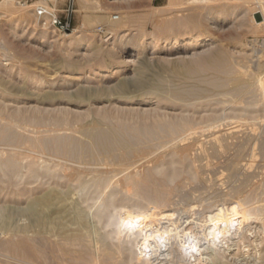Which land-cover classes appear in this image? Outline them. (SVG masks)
<instances>
[{"label": "rangeland", "instance_id": "obj_1", "mask_svg": "<svg viewBox=\"0 0 264 264\" xmlns=\"http://www.w3.org/2000/svg\"><path fill=\"white\" fill-rule=\"evenodd\" d=\"M193 1L76 0L75 31H61L37 12L38 5L53 1L0 0V121L26 135L56 129L83 142H91L85 127L108 128L98 106L131 118L150 108L153 115H188L195 121L180 140L155 138L124 160L107 154L74 160L26 137L0 140V161L13 157L20 168L17 174L0 171V264H124L117 239H104L105 218L92 209L111 194L123 197L128 187L122 179L131 174L140 182L138 196L159 197L166 215L157 227L168 238L178 227L199 228L226 211L222 224L229 238L247 237L237 257L255 263L250 240L264 236V0H213L210 13L201 7L205 0ZM162 9L168 13L159 15ZM104 18L121 21L115 29L122 35L109 39L112 26ZM190 33L195 35L190 41L161 42ZM122 55L131 60L122 62ZM161 91L175 94V101L159 100ZM19 108L22 116L14 113ZM44 110L47 122L35 123L33 113ZM212 114L219 118H205ZM57 116L63 121H55ZM173 148L185 149L190 162L170 181L153 168L166 158L167 165ZM102 175L112 181L101 191L95 181ZM117 209L138 210L133 201L118 202ZM159 261L153 258L154 264ZM174 264L185 262L176 257Z\"/></svg>", "mask_w": 264, "mask_h": 264}, {"label": "bare ground", "instance_id": "obj_2", "mask_svg": "<svg viewBox=\"0 0 264 264\" xmlns=\"http://www.w3.org/2000/svg\"><path fill=\"white\" fill-rule=\"evenodd\" d=\"M169 1L175 2V0H169ZM212 1L213 0H205L204 5L202 4V2H200V0H194L193 3L202 4L201 7L206 9V13H210L211 8L209 7ZM259 2H261V0H259ZM238 4L239 3H235V5H238ZM260 6H263V5L260 4ZM167 13H168V10L165 9L159 15H165ZM150 16L158 17L154 13H151ZM118 18L119 17L112 16V19L116 20ZM102 21L106 22L109 20L104 18L102 19ZM120 23L121 21H119V23L118 22L114 23L112 21H109V24L112 26V28L108 30L106 33L109 39H112L114 37H119L122 35L121 32L123 30L118 31V29H115V27ZM72 33L67 34V35H71ZM194 38H195V35L192 33L183 35V36L168 35V36L161 38V42L162 43L163 42L173 43V42H179V41H188V40L190 41ZM137 48L138 47L136 45L133 48V50H137ZM129 54H131V52ZM121 58H122L121 59L122 62L131 60L129 55H122ZM118 67H121V66H118ZM120 87L126 88V83L122 82L120 84ZM159 96L160 97L157 96L159 100L166 99V101L169 99L175 101L176 98L174 97H177L175 94L166 93L162 91ZM149 103L153 105L156 102L152 101ZM159 103H162V102L159 101ZM101 107L102 106H98L97 111L102 112L101 115H103V117L106 119L108 128L105 129L98 123L90 127H85L84 132L91 138V142L80 141L79 139L75 137L76 134L73 136V134L71 133L69 134L68 131L62 132L56 129H55V132L51 130L52 131L51 133L46 132V131H50L49 129L48 130L42 129L40 134L37 131L35 132L31 130V134L26 135L23 132L12 128L11 125L13 126L14 123L9 125L8 124L9 121L6 123H4L3 121H0V140L9 141L10 139L15 140V139H20L22 137L23 138L26 137V139L27 138L30 139L37 147H40L42 149H51L52 151L55 152V154H59L65 158L74 159V160L81 158V156L84 154H89L91 156H97L99 154H107V155H114L115 157L116 155H119L124 160L125 158L135 155V152L137 151L138 146H140L141 144H144L145 142H149L155 138L168 137L170 140H178L179 134H181L183 131L190 128L194 121L193 118H190L188 115H176L172 117L159 116L157 114L153 115L152 112L150 111L151 110L150 108H148V110L144 109V112H142V115L140 116L141 118H131L129 115L123 116V115H120L119 113L103 112V110L105 111V109L102 110ZM34 108L37 110L39 109V107L37 108L36 106ZM34 108H33V111H34ZM153 109L154 108H152V110ZM21 110L22 109L19 108L15 110L14 113L19 114ZM2 111L3 110L1 109V105H0V113L4 114L2 113ZM47 111L49 110H44V112L42 113L34 112L32 116H33V119L35 118V123L45 124L47 122V118L49 117L48 116L49 112ZM61 111L64 112L65 110L61 109ZM205 118L216 120L219 118V116L217 114H212L209 116H205ZM55 119H56L55 121H57L58 123L63 121L60 116H57V118ZM100 119L103 120V118L101 117ZM32 132L37 133V135L35 136L34 134H32ZM21 140H24V139H21ZM125 147H131V149L127 150L125 149ZM167 155L169 159L168 164L167 165L165 164V166L163 165L165 163V160H167L166 158L163 161L164 163L162 164L158 163L159 165H156L153 168L154 169L153 171H155V173L163 175L168 180L173 181L175 179H178V177L180 176V173L182 169L184 168L183 167L181 169V165H185L186 163L190 162V159H188L185 149L178 150L177 148H173L167 152ZM18 168H19V162L13 157L8 158L5 161L4 160L0 161V171L3 173V175H9L12 173L14 174V172H16ZM36 173L37 172L35 169L32 170L33 176H35ZM79 176H77V178ZM134 177H136V175L132 176L131 174V175L125 176V180L122 179V181H125V186L128 187V190H126L125 194H123L124 195L123 197H121L120 199H117L115 196L111 194L109 197L105 199V202H106L105 204L98 205L94 209L95 211H93L92 209V212L96 214L97 217L105 218L104 220L105 227L109 228V230L106 228L107 231L105 232V227L103 228L105 232L104 239L106 240L117 239L116 240L118 241L117 247H118V250L120 251L119 253H121L123 256L124 264H154L153 258H156V260L161 259V261H159L160 264H174L176 257H179L181 260H183L185 264H243V262L239 260L237 255H239L242 252V250L245 249L246 241H243V240L244 238H247V237H245L244 235L245 233H242L241 235H238V236H234L235 234L233 235L231 233L233 235L232 239L229 238V234H227V231H226L228 227L226 228L225 227L226 225L224 226V224H222V221L224 222V219L227 218L226 211H224L220 215H213L209 219H206L205 220L206 223L204 222L205 224H202L201 227L199 228L195 227L196 225L193 224L192 222H191L192 225L187 222L188 224L186 223L187 225H184L185 227H183L181 230L178 227L179 225H177L178 228L177 227L176 228L178 231L171 234V235H174V237L168 238L167 235L164 232H162L163 230L157 227L158 222H160V220L164 218V216L166 215L165 209L162 211L159 209V202H160L158 200L159 197H157V195H155V197L153 198L152 196L151 198L138 196L137 189L139 188L137 187L136 189V185H138V183L140 182L139 180L136 181ZM94 178H95V175H94ZM111 181L112 180H110L108 176L102 175L95 181V186H96L95 188H97V190L102 191L103 189H106L108 186H110ZM57 183L58 185L61 183L60 186L62 187L64 186V183L61 182L60 179H59V182L57 181ZM84 187H87V185ZM94 194H97V193H94ZM129 201H133L138 210L136 211L122 210V213L120 214L119 210L117 209L118 202H129ZM93 206H96V205L94 204ZM242 209H238V210H241V212L243 210L249 211V208L248 209L244 208L243 210ZM257 209L259 210L261 208L253 207V210L256 211ZM190 221H193V220H190ZM168 230H169L168 226H166V231ZM179 232H183L184 236L181 233L179 234ZM253 233L254 232H252V234ZM176 234L180 235L179 242H178V238H176ZM250 236L256 237L257 235H250ZM137 237H140L139 241L136 243V244H139L140 242V245H141L140 247L141 255L140 256H137L134 250L135 248L134 240ZM140 240H142V242ZM255 241L256 242L258 241V242L256 243ZM250 242H251L250 245L253 246L252 249L254 250L252 252L254 256L253 259L255 261L254 264H264V236L257 237L254 240H250ZM242 246L244 248L241 250ZM247 250L249 251L250 248ZM145 251H148V252L146 253ZM162 260H165V263H162Z\"/></svg>", "mask_w": 264, "mask_h": 264}, {"label": "built area", "instance_id": "obj_3", "mask_svg": "<svg viewBox=\"0 0 264 264\" xmlns=\"http://www.w3.org/2000/svg\"><path fill=\"white\" fill-rule=\"evenodd\" d=\"M23 5H27L33 0H18ZM42 1V0H40ZM46 1V0H45ZM54 4H40L37 7V12L40 18H43L46 23L61 31H72L73 29V17L76 12V0H51ZM62 2V7L58 6V3ZM61 13V15L58 14ZM102 32V29H100Z\"/></svg>", "mask_w": 264, "mask_h": 264}]
</instances>
